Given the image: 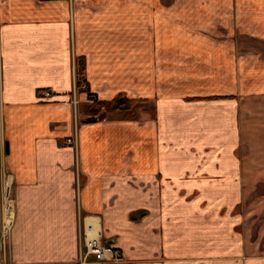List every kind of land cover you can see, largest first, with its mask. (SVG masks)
<instances>
[{"label": "crops", "instance_id": "obj_1", "mask_svg": "<svg viewBox=\"0 0 264 264\" xmlns=\"http://www.w3.org/2000/svg\"><path fill=\"white\" fill-rule=\"evenodd\" d=\"M0 148V264H264V0H0Z\"/></svg>", "mask_w": 264, "mask_h": 264}, {"label": "built area", "instance_id": "obj_2", "mask_svg": "<svg viewBox=\"0 0 264 264\" xmlns=\"http://www.w3.org/2000/svg\"><path fill=\"white\" fill-rule=\"evenodd\" d=\"M86 85L84 83L76 84V76L73 79V134L66 139L68 145H77V132H78V116L77 105L78 100L76 94L78 91H85ZM50 91L45 90L42 92L43 97L50 95ZM90 101V98H88ZM3 154V148H0ZM2 169V168H1ZM13 179L12 172L1 170L0 174V190H1V213H0V243L2 246L10 235L11 223L14 217V209L16 198L10 194V184ZM83 234L79 233V250L77 264H104L108 261H118L120 257L113 248L101 242L99 235L92 231V226L83 227ZM88 232V233H87Z\"/></svg>", "mask_w": 264, "mask_h": 264}, {"label": "trees", "instance_id": "obj_3", "mask_svg": "<svg viewBox=\"0 0 264 264\" xmlns=\"http://www.w3.org/2000/svg\"><path fill=\"white\" fill-rule=\"evenodd\" d=\"M86 83L84 76V63L82 60L77 61L76 67V84ZM90 105L87 110L90 120H102L105 117L106 110H112L117 106H121L125 103L124 98L120 97L114 101L100 102L96 100L91 94H89Z\"/></svg>", "mask_w": 264, "mask_h": 264}, {"label": "water", "instance_id": "obj_4", "mask_svg": "<svg viewBox=\"0 0 264 264\" xmlns=\"http://www.w3.org/2000/svg\"><path fill=\"white\" fill-rule=\"evenodd\" d=\"M6 150H7V147H6Z\"/></svg>", "mask_w": 264, "mask_h": 264}]
</instances>
